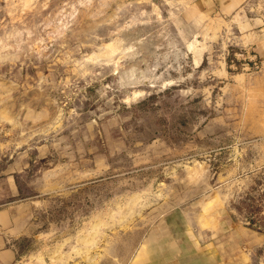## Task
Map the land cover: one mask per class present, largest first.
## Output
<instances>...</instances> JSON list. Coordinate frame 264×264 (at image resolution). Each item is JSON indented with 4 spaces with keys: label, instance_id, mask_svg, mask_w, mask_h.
I'll use <instances>...</instances> for the list:
<instances>
[{
    "label": "rangeland",
    "instance_id": "rangeland-1",
    "mask_svg": "<svg viewBox=\"0 0 264 264\" xmlns=\"http://www.w3.org/2000/svg\"><path fill=\"white\" fill-rule=\"evenodd\" d=\"M11 264H264V0H0Z\"/></svg>",
    "mask_w": 264,
    "mask_h": 264
},
{
    "label": "crops",
    "instance_id": "crops-1",
    "mask_svg": "<svg viewBox=\"0 0 264 264\" xmlns=\"http://www.w3.org/2000/svg\"><path fill=\"white\" fill-rule=\"evenodd\" d=\"M210 8L219 13H231L244 7L249 0H204ZM11 239L6 231L0 228V264H11L15 258V251Z\"/></svg>",
    "mask_w": 264,
    "mask_h": 264
}]
</instances>
